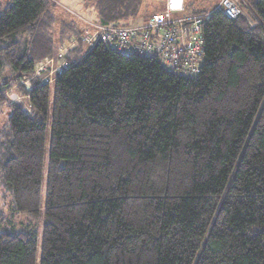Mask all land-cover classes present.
<instances>
[{
    "label": "trees",
    "instance_id": "trees-1",
    "mask_svg": "<svg viewBox=\"0 0 264 264\" xmlns=\"http://www.w3.org/2000/svg\"><path fill=\"white\" fill-rule=\"evenodd\" d=\"M131 1L95 0L98 24L146 23L110 22L142 2ZM247 2L253 26L185 6L186 16L210 13L192 76L101 37L89 43L73 21L56 29L53 0L0 2L10 217H39L50 119L40 264H264V0ZM53 61L51 82L32 76ZM23 76L33 77L19 87L26 97L10 102ZM36 254V230L0 212V264H36Z\"/></svg>",
    "mask_w": 264,
    "mask_h": 264
},
{
    "label": "built area",
    "instance_id": "built-area-1",
    "mask_svg": "<svg viewBox=\"0 0 264 264\" xmlns=\"http://www.w3.org/2000/svg\"><path fill=\"white\" fill-rule=\"evenodd\" d=\"M214 10L230 19L241 14L238 0H219ZM184 11V0H164L163 9L153 13L143 25L115 28L92 22L88 25L93 32L85 34V38L89 43L100 37L106 39L117 51L127 55H157L169 66L178 63L182 74L192 76L200 70V25L210 13L186 16ZM43 69L44 66L36 65L34 72Z\"/></svg>",
    "mask_w": 264,
    "mask_h": 264
},
{
    "label": "rangeland",
    "instance_id": "rangeland-1",
    "mask_svg": "<svg viewBox=\"0 0 264 264\" xmlns=\"http://www.w3.org/2000/svg\"><path fill=\"white\" fill-rule=\"evenodd\" d=\"M3 0H0L2 2ZM54 3L57 5L56 8H54V11L57 16V23H56V29H60V21L64 19L66 22L73 21L77 27L79 28V31L84 34H91L93 31L90 30L87 26V23H82V20L91 21L94 23H98V17L95 13L94 3L95 0H53ZM97 1V0H96ZM134 0L131 1L133 3ZM142 2L137 6L136 10L133 14L131 12L125 11L122 17L121 21H110L113 24H126L131 25L132 23H135L137 25L142 24L145 22L151 14L158 12L162 10V0H141ZM6 1H3L5 3ZM104 2V1H102ZM219 0H185L184 5L187 6V11H192L195 9L201 8L206 10H211L216 7ZM241 14L244 16L245 20L249 24L255 25L257 23V20L255 21V18L250 15V13L247 11V8L249 7V4L247 0H238ZM106 4V3H105ZM87 5H90L91 7H87ZM135 5V4H133ZM189 8V10H188ZM74 40V39H73ZM63 52L58 53V62L57 64L60 65L61 63H65V60L63 59ZM63 59V60H62ZM55 62L49 66L50 68H45L41 72H34L32 75L33 77L39 78L42 82H51L52 76L55 73V71L59 68V65L57 66ZM38 66H45L42 62L37 64ZM8 73V70H4L2 72V76H6ZM31 76H23L20 78L17 84L13 85L11 89L8 91V100L10 102H19L23 99H25L26 96H23L20 93L19 87H28L31 83V80L33 79ZM52 92V91H51ZM49 110L48 115L50 117L51 115V102H52V93L50 95L49 99ZM8 116L7 108L3 105L0 107V129L4 126V122L6 121ZM8 132L1 131L0 132V140L1 142L6 143ZM49 139H50V119L47 124L46 128V134H45V144H44V160H43V174H42V184H41V192H40V214L38 219L35 222L29 221L24 215H16L14 217H10L9 207L7 200L8 198L5 197L0 202V212H3V214L10 218L15 225V228L17 229H24L26 225L33 227L37 232V254H36V264H40V250H41V235H42V229H43V222H44V201H45V183H46V165L48 162V149H49ZM3 203L5 205H3ZM3 205V206H2Z\"/></svg>",
    "mask_w": 264,
    "mask_h": 264
},
{
    "label": "crops",
    "instance_id": "crops-1",
    "mask_svg": "<svg viewBox=\"0 0 264 264\" xmlns=\"http://www.w3.org/2000/svg\"><path fill=\"white\" fill-rule=\"evenodd\" d=\"M3 1H7V0H3ZM3 1H2V2H3ZM163 1H164V0H162V5H163V7H164V2H163ZM184 2H185V0H184ZM163 7H162V8H163Z\"/></svg>",
    "mask_w": 264,
    "mask_h": 264
},
{
    "label": "clouds",
    "instance_id": "clouds-1",
    "mask_svg": "<svg viewBox=\"0 0 264 264\" xmlns=\"http://www.w3.org/2000/svg\"><path fill=\"white\" fill-rule=\"evenodd\" d=\"M164 2V1H163ZM186 6V5H185ZM163 9V8H162Z\"/></svg>",
    "mask_w": 264,
    "mask_h": 264
}]
</instances>
